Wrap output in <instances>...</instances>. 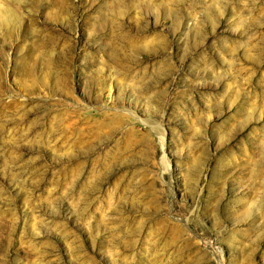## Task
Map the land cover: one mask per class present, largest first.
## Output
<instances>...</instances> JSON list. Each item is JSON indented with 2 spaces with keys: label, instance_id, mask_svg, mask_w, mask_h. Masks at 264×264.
<instances>
[{
  "label": "rangeland",
  "instance_id": "rangeland-1",
  "mask_svg": "<svg viewBox=\"0 0 264 264\" xmlns=\"http://www.w3.org/2000/svg\"><path fill=\"white\" fill-rule=\"evenodd\" d=\"M0 264H264V0H0Z\"/></svg>",
  "mask_w": 264,
  "mask_h": 264
}]
</instances>
